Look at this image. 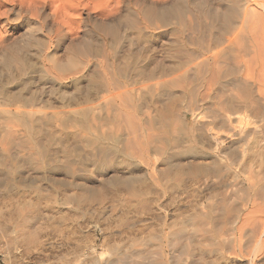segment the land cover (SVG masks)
Here are the masks:
<instances>
[{
  "label": "bare ground",
  "instance_id": "6f19581e",
  "mask_svg": "<svg viewBox=\"0 0 264 264\" xmlns=\"http://www.w3.org/2000/svg\"><path fill=\"white\" fill-rule=\"evenodd\" d=\"M47 7L51 13L43 16ZM24 13L38 24L27 39L37 40L36 49L15 46L0 65V88L20 82L0 101V165L9 176L22 165L33 166L39 181L69 186L74 209L82 217L91 215L90 233L104 231L95 217L105 219L117 207L126 217V225L124 220L120 225L133 237L124 263H146L151 251L144 247L155 242L152 233L147 235L151 222L158 221L175 235L172 247L184 240L176 235L189 224L195 233L221 236L215 248L208 245L214 248L210 252L204 245L208 256L186 239L189 244L182 242L173 264H238L240 258L259 264L264 254V0H0V22ZM83 26L89 39L77 44L80 53L101 56L100 36L110 38V55L121 58L118 71L130 80L123 102L130 103L131 113L119 110L113 96L98 97L102 81L79 93L90 75L76 59L57 57L59 41L69 34L79 39ZM6 38L0 27L2 50ZM71 87L79 92H69ZM10 102L38 107L11 109ZM24 118L31 122L21 132L11 122ZM53 125L59 138H53ZM24 150L28 154L21 161L17 157ZM142 173L160 192L135 185ZM168 176L178 183L176 188L169 182L171 191L160 187ZM235 193L242 201L231 207ZM172 214L182 221L179 231L169 222ZM81 230L76 222L75 231ZM244 233L252 239L245 252L238 245ZM23 235L39 249L46 245L37 232ZM77 262L89 264L84 258Z\"/></svg>",
  "mask_w": 264,
  "mask_h": 264
},
{
  "label": "rangeland",
  "instance_id": "374dc122",
  "mask_svg": "<svg viewBox=\"0 0 264 264\" xmlns=\"http://www.w3.org/2000/svg\"><path fill=\"white\" fill-rule=\"evenodd\" d=\"M50 13H51V8L47 7L44 10L43 16H46V14H50ZM85 17L86 15H83L84 19ZM75 24L76 25H72V27L74 26L73 28H77L79 22L78 23L76 22ZM51 25L52 23L50 24V26ZM37 26L38 24L35 23L33 17L32 16L30 17V15H28L27 13H24L23 17H21L16 21L11 20L10 22H6L2 20L0 22V27L3 29L4 34L7 37L5 41L6 47L4 48V50L0 49V65H1V60H3L4 58L3 55L6 54L8 50L10 51L15 46H22L26 44L27 39L30 38L31 31ZM51 28H53V26H51ZM79 30L83 31L82 34L79 35V39L74 40V35L69 34L67 37L62 38L59 41V46L57 48L55 49L48 48L57 51V57H60L62 59H66V58L76 59L80 67H82L80 68V70H82L83 73L88 72L87 75H90L88 86L86 88L84 87L81 90V92H79L75 88L71 87L69 89V92L71 93L79 92L82 95H85L87 94V92L90 91V89H92L91 85H93V83L102 81V83L104 82V85L99 87L100 89L98 91V97H100L104 101L108 98V96H113L115 99L114 104L119 108V110L122 111L125 110L124 112L129 111V113H131L132 106H130V103L126 101L123 102L124 101L123 93L125 87L127 89H130V80L128 79V77H124L120 75L118 71L121 58L117 56L113 57L112 55H110L111 52L110 38L106 35L100 36L101 39L99 44L104 49V52L101 54V56L98 55L96 56L95 54L92 53V51H90L89 54L88 53L83 54L78 51L77 44H79L80 42H85L87 39H89V37L88 35H86L84 26L82 29ZM36 42L37 40H30L29 43H27L26 45L28 46L27 50L33 52L34 49H36ZM56 45H58L57 40H56ZM97 48L100 49V47ZM30 76L31 74L29 73L28 75H25L21 79L24 80ZM18 83H20L18 79L12 80L8 83L5 82L2 85V88H0V101H2L4 98L7 97L6 94H8V90L18 88ZM66 83H70V80H67ZM9 106L11 109H15L16 107H19L21 109H26V108L28 109L30 107H36V106L38 107V105L35 106L32 105L30 107L25 106L24 103H20V102L19 103L10 102ZM126 106L128 107V109ZM131 115H133V113ZM135 116L136 113L134 114L133 117L135 118ZM136 117L139 116L137 115ZM24 119L23 121L21 120L11 123L17 124L16 127L21 132H24L26 131L25 124L28 121H30L29 119L26 118ZM55 127L56 126L54 125L53 127H51L52 129L55 130V131L53 130L54 133L58 131V129H56L57 127L56 128ZM53 136H54L53 138L55 139L60 137L59 135H57V133L53 134ZM43 138H44L43 136H39V139H43ZM27 154H28L27 150L21 151L17 158H19L22 161L24 158L27 157ZM57 165L59 166V164ZM36 170L37 169L33 166L26 167L22 165L18 169L16 174H14L13 176H9L10 174H8L9 171L8 168L4 165H0V179H1L0 180V264H81L77 261L82 258L86 259V261L89 264H102L101 261L108 260L109 258H112L113 261L119 260L121 264H128V263H124V262H128V260L126 259L124 261V257L126 252L127 253L129 251L131 252L134 248V246L131 244L133 243L132 241L133 237L131 233H129V231L131 232V230H127L128 228L127 226H125L126 219L124 220V218L126 217L124 216V214L122 215V211H120L116 207L114 208L115 210L113 211L111 210L112 212L110 213L111 215L109 214V217L106 215L104 216L105 219H103V217L99 216L98 214V216H96L95 218H97V220H100V226L101 228H104V231L98 229V231H96L95 233L92 232L90 233V231H88L90 229L86 227V225L90 220L91 215L90 213H87L82 217L80 211H76L74 209L73 207L74 203L71 202V198H68L73 193L72 189L69 188V186H64L62 184L53 185L52 184L53 182L52 181L50 182L49 180L43 181L44 183L42 181H39V179L35 177ZM44 171L45 174H48L47 172L49 171V169L45 167ZM27 173H30L32 176L29 179H24L23 176L24 174ZM139 176L141 179L135 182V185L143 186V184H145L144 186H148L149 184L150 186L148 187L150 188L151 192H154L155 194L160 192L159 189L155 188L151 183H149L148 181L146 182L144 178V173L140 174ZM168 178L169 176L166 178V180ZM12 179H15V181L18 183H13ZM173 179H174L173 176L172 178L170 176L169 181L163 180V183L161 182V185L162 184L165 185L160 187L166 188L167 191H171L170 188V186L172 187L171 184L176 183L174 184V186L176 185L177 188L178 187L177 180L174 181ZM78 191L79 190H74V192L76 193ZM240 195L238 196L236 195L235 197V199H239V201L238 200L235 201L234 199V201L231 202V205L234 202H236L237 205L240 204L238 203L242 201V195L241 196ZM239 196L240 198H237ZM82 206H84V204L80 205V207ZM234 206L235 204H233L231 207ZM230 210L231 209H229L228 215L232 216L233 211L231 210L232 212H230ZM121 216H123V218ZM25 217H27V220H25L26 219ZM175 217L178 218V215L172 214L170 216L169 222L170 223L172 222L171 224L174 225V230H177L179 228L181 229L182 227L180 226H182V221L179 220V218L177 219ZM121 220L122 222L123 220L125 221L123 222L125 224L124 225L125 227L121 226L123 225ZM76 222L77 223L81 222L82 224V230L80 232L75 231ZM151 224H152L151 225L152 232L149 231L150 234L147 236L148 237L151 236L152 233L151 237L155 238V242L153 241L154 246L152 244L148 246L150 248L148 250H146L147 248L144 247V251H146L147 254L149 253V251H151V253L148 254V256L150 255L149 259L146 260L147 264H157L156 261L159 262L160 260H162L164 264L166 261H167L166 264H171V263L173 264L174 255L178 254L183 249V246L185 245H183L182 242H184L186 239H188L186 240L187 242L190 241L189 243L192 244L193 247L190 245L191 248H199V251L201 249L204 250L205 249L204 245L206 244H207L205 246L206 249L208 245H212L215 248L217 242L215 244L214 242L221 240V236H219V234L216 233L213 234L206 233V235L203 232H201V234L203 233L202 235L200 234V232L195 233L190 227L191 224H189L190 226L188 225L187 228L190 227L195 234L187 228H186L187 231L186 229L184 231L182 229L181 230L179 229L180 232L181 231L182 232L180 233V235L179 233L178 235H176V239L179 237V240L180 239L181 241L183 239L184 240L181 243L179 241L180 245L178 244L177 245L178 247H172V245L170 244L173 238L175 237V235L169 234V232H166V230L165 231L162 230L161 225L158 224V221H152ZM119 226H121V229L126 228L124 229V232L126 230V232L128 231L129 234H127L126 232L124 233L123 231L118 232L121 230ZM27 229L37 232V234L39 235V241L46 244L43 249H39V247H37L36 244H35L36 246H34V244L31 245L27 243V240L24 237L25 235H23L25 234V232L28 231ZM188 230L191 231L192 233L191 235ZM74 231L75 233H73ZM181 235L187 237L186 238L183 237L182 239ZM192 236L194 238H192ZM207 236L210 237L209 238L210 240L208 239ZM211 236L213 237L212 239L214 245L211 244ZM243 236L241 238L242 241L240 240L241 244L238 242V245L239 246L241 245L240 246L241 249L245 252L246 248L250 250V248L252 247V245L250 244L252 243H250L251 241L249 240L251 239V237L245 236V233ZM197 237L200 242L196 240ZM205 238L208 239L207 240L208 243L206 242ZM103 240L106 241V243H103ZM194 241L195 242L198 241L201 245L198 247L196 245L197 242L195 243ZM161 243L163 245L160 246ZM189 243L184 242L186 246ZM212 246L210 248L208 246L209 248L208 252H210L211 248H213ZM110 247L112 248L110 249ZM128 247L130 248L128 249ZM113 248L115 249L113 250ZM125 250L127 251L124 252ZM207 250L204 251L207 253L206 255L208 256ZM261 255H259L261 257V258L259 257L261 262L258 259V263L264 264V254L262 256ZM245 262H246L245 258L242 259L240 258L238 264H245Z\"/></svg>",
  "mask_w": 264,
  "mask_h": 264
}]
</instances>
